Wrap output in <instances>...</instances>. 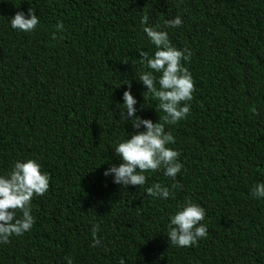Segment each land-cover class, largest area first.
Masks as SVG:
<instances>
[{
	"label": "trees",
	"instance_id": "obj_1",
	"mask_svg": "<svg viewBox=\"0 0 264 264\" xmlns=\"http://www.w3.org/2000/svg\"><path fill=\"white\" fill-rule=\"evenodd\" d=\"M30 7L36 29H12ZM144 13L190 50L195 90L186 119L165 126L181 172H145L144 186L125 188L104 172L122 163L118 143L144 131L124 118L129 82L136 116L165 115L138 80L139 51H156ZM26 159L50 186L31 201L32 229L0 243V264H264V198L251 194L264 182V0H0V175ZM157 183L181 187L147 195ZM188 200L205 209L208 235L173 246L170 217Z\"/></svg>",
	"mask_w": 264,
	"mask_h": 264
},
{
	"label": "clouds",
	"instance_id": "obj_2",
	"mask_svg": "<svg viewBox=\"0 0 264 264\" xmlns=\"http://www.w3.org/2000/svg\"><path fill=\"white\" fill-rule=\"evenodd\" d=\"M148 14L141 16L143 31L155 46L154 55L139 51L143 70L139 81L153 100L159 102V109L165 113L162 122L153 123L149 119L136 116V99L129 90L123 92V105L127 120L135 129L142 126L144 131L135 132L130 138L118 143L115 153L122 160L118 166L109 167L104 175L113 176V182L127 187L129 185L142 187L147 182L145 172L164 170V175L175 180L181 172L183 164L179 162L180 153L171 147L175 138L171 132L165 131L166 125H174L186 119L190 114L189 102L193 99L195 90L193 77L184 62L190 61L191 52L188 49L179 50L171 44L168 33L158 27L148 26ZM14 30L32 32L40 23L34 9L29 8L27 18L24 12L18 11L10 19ZM182 24L180 17L165 21V27L175 28ZM64 25L58 22L56 32H62ZM57 36L54 33L53 39ZM154 73H160L157 78ZM157 84L159 86H157ZM50 175L41 170V165L34 159L17 161L7 175H0V243L7 244L12 236H22L30 231L35 218L31 214V201L34 196H44L49 190ZM181 187L173 183L170 187L159 183L147 188V195L167 199L174 196V190ZM254 198H264V182L257 183L251 189ZM21 215L17 217V213ZM205 209L188 200L174 215L170 217L167 237L169 243L178 247H191L208 235L205 220ZM99 225L92 226V247L101 246L97 236ZM67 264H72L71 259ZM121 264H124L121 261Z\"/></svg>",
	"mask_w": 264,
	"mask_h": 264
}]
</instances>
